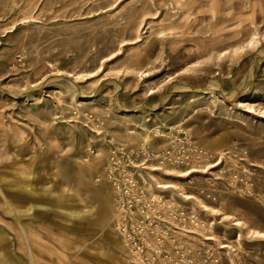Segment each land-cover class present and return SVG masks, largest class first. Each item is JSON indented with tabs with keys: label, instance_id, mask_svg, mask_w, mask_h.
I'll return each instance as SVG.
<instances>
[{
	"label": "rangeland",
	"instance_id": "rangeland-1",
	"mask_svg": "<svg viewBox=\"0 0 264 264\" xmlns=\"http://www.w3.org/2000/svg\"><path fill=\"white\" fill-rule=\"evenodd\" d=\"M120 145L154 264H264V0H0V264H140Z\"/></svg>",
	"mask_w": 264,
	"mask_h": 264
},
{
	"label": "built area",
	"instance_id": "built-area-1",
	"mask_svg": "<svg viewBox=\"0 0 264 264\" xmlns=\"http://www.w3.org/2000/svg\"><path fill=\"white\" fill-rule=\"evenodd\" d=\"M127 154H146L154 159V152L148 155L145 147L134 149L118 146L110 155L107 178L116 192L115 198L118 202L119 215L116 228L121 233L125 244L131 247L135 259L140 264H154V241L145 242L143 245L138 241V233H154V194L131 195L138 189L137 178L127 170V163L123 156ZM163 161H179L175 151L167 148L162 154ZM158 200V199H157ZM156 200V201H157Z\"/></svg>",
	"mask_w": 264,
	"mask_h": 264
},
{
	"label": "bare ground",
	"instance_id": "bare-ground-1",
	"mask_svg": "<svg viewBox=\"0 0 264 264\" xmlns=\"http://www.w3.org/2000/svg\"><path fill=\"white\" fill-rule=\"evenodd\" d=\"M153 92V90L152 91H150V93H152ZM87 98H90L89 96H87L86 98H82V99H87ZM125 112H127L128 110H124ZM149 140V136L147 135L146 137H145V139H144V141H148ZM77 216L76 217H79V216H81V214H76ZM122 244V243H121ZM120 243H115V247L116 248H122V245H121Z\"/></svg>",
	"mask_w": 264,
	"mask_h": 264
}]
</instances>
